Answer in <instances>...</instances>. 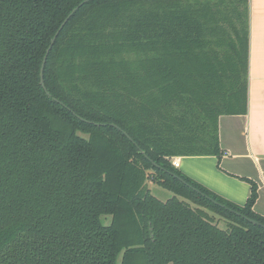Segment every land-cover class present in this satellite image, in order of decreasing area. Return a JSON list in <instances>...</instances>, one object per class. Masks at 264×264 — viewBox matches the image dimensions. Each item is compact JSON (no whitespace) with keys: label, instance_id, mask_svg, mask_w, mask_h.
I'll use <instances>...</instances> for the list:
<instances>
[{"label":"trees","instance_id":"trees-1","mask_svg":"<svg viewBox=\"0 0 264 264\" xmlns=\"http://www.w3.org/2000/svg\"><path fill=\"white\" fill-rule=\"evenodd\" d=\"M248 69L249 0H0V264H264L256 185L171 163L221 156Z\"/></svg>","mask_w":264,"mask_h":264},{"label":"crops","instance_id":"crops-1","mask_svg":"<svg viewBox=\"0 0 264 264\" xmlns=\"http://www.w3.org/2000/svg\"><path fill=\"white\" fill-rule=\"evenodd\" d=\"M218 138L220 157L175 156L178 170L237 205L246 202L253 182L252 210L264 217V0H249L247 111L220 115Z\"/></svg>","mask_w":264,"mask_h":264},{"label":"rangeland","instance_id":"rangeland-1","mask_svg":"<svg viewBox=\"0 0 264 264\" xmlns=\"http://www.w3.org/2000/svg\"><path fill=\"white\" fill-rule=\"evenodd\" d=\"M146 185H147L148 189L150 190V193L153 196H155L157 199L161 200V201H165L168 198H170V197L173 196V194H172L171 191H169V190H167V189L159 186L156 183L150 182L149 180L146 181ZM190 204H191V206H193L192 203H190ZM104 221L107 222L108 221V218H105ZM218 224H220L222 227H224V225H225L223 221H221Z\"/></svg>","mask_w":264,"mask_h":264},{"label":"water","instance_id":"water-1","mask_svg":"<svg viewBox=\"0 0 264 264\" xmlns=\"http://www.w3.org/2000/svg\"><path fill=\"white\" fill-rule=\"evenodd\" d=\"M84 1H86V0H84ZM82 4V2L81 3H79L78 5H76L68 14H67V16L63 19V21L60 23V25H59V27H58V29L56 30V32H55V34L53 35V37H52V39H51V41H50V44H49V46H48V48H47V50H46V53H45V55H44V57H43V60H42V64H41V68H40V84H41V86L44 88V82H43V65H44V62H45V59H46V57H47V54H48V52H49V50H50V48H51V46H52V44H53V42H54V40H55V38H56V36H57V34H58V32L60 31V29L63 27V25L65 24V22L68 20V18L75 12V10L80 6ZM47 94H48V92H47ZM126 136L130 139V137L126 134ZM140 152L141 153H144L143 152V150H140ZM182 180V179H181ZM183 182H184V180H182ZM251 222H253V223H256V221H254V220H250Z\"/></svg>","mask_w":264,"mask_h":264},{"label":"built area","instance_id":"built-area-1","mask_svg":"<svg viewBox=\"0 0 264 264\" xmlns=\"http://www.w3.org/2000/svg\"><path fill=\"white\" fill-rule=\"evenodd\" d=\"M171 163L174 167L178 168L179 160L177 158H172Z\"/></svg>","mask_w":264,"mask_h":264}]
</instances>
